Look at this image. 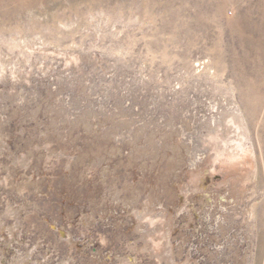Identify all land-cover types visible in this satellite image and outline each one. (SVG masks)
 Listing matches in <instances>:
<instances>
[{"label": "rangeland", "instance_id": "rangeland-1", "mask_svg": "<svg viewBox=\"0 0 264 264\" xmlns=\"http://www.w3.org/2000/svg\"><path fill=\"white\" fill-rule=\"evenodd\" d=\"M233 96L252 186L234 193L223 151L196 189L179 129ZM0 222V264H167V240L176 264H264V0H0Z\"/></svg>", "mask_w": 264, "mask_h": 264}, {"label": "bare ground", "instance_id": "bare-ground-1", "mask_svg": "<svg viewBox=\"0 0 264 264\" xmlns=\"http://www.w3.org/2000/svg\"><path fill=\"white\" fill-rule=\"evenodd\" d=\"M92 89H94V88H92ZM70 90L63 93V96H64L63 99L67 105L73 104L71 100L74 96L73 95L74 93H71L72 90L71 91ZM100 93H102V92H100ZM15 95H16L15 98L17 100H20L22 102L27 100V95L25 93L19 92ZM3 97H5V96H3ZM108 98H110V97H108ZM207 99H209L210 101L207 102L206 99L203 98V100H202V98L200 99V97H198L197 100L195 101V105L191 109L187 110L185 117L195 120L196 131L195 132H187L184 124H182L181 128L179 129V131L184 135L185 141L189 144H192L193 149H194L192 152V157H191V162L193 164V173H194L193 175L196 177V185L194 187H196V189L203 187L201 180H200V177H201V171L203 170L201 167L202 162L203 161L205 162L204 159L207 158V159H215L216 160L218 158V156H217L218 154L221 155L223 151L225 153L227 151L228 153L226 155L229 157L227 164L229 165L228 167L232 168V169L228 170L230 176H228V178L226 179L225 182L226 183L230 182L231 184L234 183L233 184L234 193L236 194L239 191H241V189H240L241 184L242 185L244 183L247 184L248 188L252 186L251 181H252V177L254 174V171H252L250 173V175H246L243 172L241 173V172L236 171V167H238L239 165L240 166L245 165V162H244L245 158H247L246 160L248 162H250V158L248 157L249 155H253L254 157H256L255 146L254 145L253 146L252 145H246V143L247 144L252 143L251 140H249L250 129H249L247 117H246L244 111L241 109V107L237 103V101L235 100L234 96L231 97L227 102L224 101L222 103V105L220 104L219 101L212 100L211 97H209ZM102 102H104V101H102ZM203 102L207 103V105L209 107L208 109L200 110V109H202V106L200 107V104ZM224 103H227L228 106H224L225 105ZM76 106L77 105H74L73 108ZM225 107H227V109ZM92 108H94V107H92ZM109 108H110L109 110H112L113 106H111ZM124 108H127L126 104L124 105ZM77 109H78V107H77ZM91 110H94V109H91ZM202 126H203L204 130L202 129ZM118 137H119V134H118ZM256 159H257V157H256ZM21 162L25 166L29 165V161L25 157L21 160ZM241 169H243V168H241ZM226 173H227V171H226ZM237 173L238 174L240 173L241 176H239V177L235 176V174H237ZM233 174H234L235 178H233V176H232ZM247 179H248V182H250V184L246 181ZM194 187L193 186L184 187L183 188L184 194L187 195V193L191 192ZM261 193L262 192H260V195H261ZM260 195H257V197H255V198H259L258 196H260ZM255 198L253 197L254 200H255ZM254 202L255 201H252V199H249L246 206L241 210L242 215L247 220L246 222L249 225L248 229H249V231H250L249 233L251 235H253V232H254V224L252 221V219L255 215L254 214V204H255ZM9 211H10V209H9ZM140 218H141V220L138 224L137 229L142 233V237H143L144 241L148 244L149 243L148 239L152 238L154 245H156L158 243L157 239H156V237H157L156 235H158L157 233L161 231L160 225L163 224V220H164L163 219L164 218L163 213L156 211L151 207H148L142 214H140ZM145 221L147 222L146 224L144 223ZM151 225H154L155 227L151 228L150 227ZM145 226H146V228H145ZM164 226H165V224L162 226V228L165 230L163 232V234L165 235V233H166L167 234L166 236H169V234H171L172 230L170 227L166 226V228H165ZM254 234H255V232H254ZM164 235H163V238L165 239L166 236L164 237ZM65 238H67L68 241H71L70 236H65ZM167 243H168V240L165 241V245L163 244V246H161V249L159 251H161L162 254L159 257H161V259H164V258L170 259L171 258V260L167 264H176L174 261V258H173L172 251H171L173 249H171L168 246L169 244H167ZM158 246L160 247V245H158ZM157 247H155L154 251L157 250ZM26 260L23 259L24 264L26 263ZM122 261L123 262L121 264H132L134 262V259L131 256H126L125 258L122 259Z\"/></svg>", "mask_w": 264, "mask_h": 264}]
</instances>
